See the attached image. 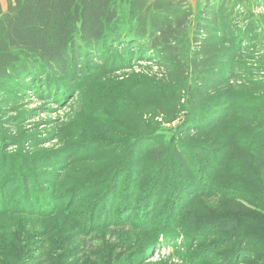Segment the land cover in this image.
<instances>
[{
    "label": "rangeland",
    "instance_id": "374dc122",
    "mask_svg": "<svg viewBox=\"0 0 264 264\" xmlns=\"http://www.w3.org/2000/svg\"><path fill=\"white\" fill-rule=\"evenodd\" d=\"M209 4L217 11L226 8L234 12V18H230L231 31L239 36L250 23L255 26V41L246 44L241 39H233L232 47H237V52L221 63L225 66L233 60L238 65L230 84L240 100L239 113L248 111L251 115L246 120L248 128L238 132L240 128L235 127L234 120L227 129L235 137H244L251 129H257L256 121L264 116V0H186V5L194 11L195 23ZM118 10L126 15L127 5L120 3ZM201 37L207 39L208 34L202 33ZM216 38L215 35L212 40ZM198 43L192 29L182 63L169 65L154 58L128 62L122 69L115 65L100 82H95L99 76L87 78L93 72L91 66H84L79 71L84 81L61 95L54 86L51 89L54 95L42 93L38 84L16 98L0 93V177L6 175L0 182V197L11 192L7 186H11L12 179L18 178L21 183L11 198L7 196L6 201H0V208L11 204L16 207L15 211L38 213L41 212V207H37L38 197L45 195L52 202L50 210L58 208L52 211L56 218L51 219L15 211L16 215L0 216V255L3 256L0 264H264V179L254 189L236 162L230 165L228 162L222 169L214 168L221 163L217 162L220 161L217 150L221 146L216 147L209 141L211 131L206 127L212 118L205 117L214 108V113L223 118L224 109L215 105L223 102L217 99L219 95H226L223 82L227 67L217 70L218 79L214 75L207 77V70L196 68L193 59L199 51ZM117 49L120 52L121 47ZM107 57L112 67L118 55ZM93 63L98 62L93 60ZM170 78L179 80L178 86L183 90L182 100L173 104L181 112L179 118L171 123L160 118L150 121V116L143 119L150 125L159 124V132H155L158 138L161 136L167 143L165 137H172L173 142L180 143L179 147H185L183 161L177 165L169 155L164 164H149V171L139 182L135 177L139 170L133 169L138 162L132 159L131 151L123 157L128 151V142L123 141L114 147L121 149L123 162L111 164L109 169L102 165L104 178L114 169L109 182H99V176L90 169L82 171L84 176L79 174L83 177L77 176L80 169L89 166L76 157L72 160L76 165L69 169L60 185L65 191L76 192L80 198L72 197L71 193V198L64 200L43 187L41 180L47 182L46 179L56 174L50 166L64 164L61 157L66 156V147L97 139L98 130L90 124L97 118L98 105L108 96L106 91L113 90L120 95L122 88L134 84L135 94L145 86L147 97L153 102L157 101L152 99V94L159 95L158 100L169 101L174 97L169 88ZM148 81L155 86L152 91L147 89ZM201 83L211 85L210 96L198 92ZM191 86L195 92H188ZM217 87L216 95L212 92ZM254 99L263 100L256 105ZM208 101L215 105L206 104ZM149 103L146 107L141 105L140 111H155L153 107L157 105ZM144 135L150 138L151 133ZM248 141L244 145L249 146ZM213 153L218 157H211ZM32 159H36L34 163L20 170ZM187 163L194 165L192 173H188ZM47 167L51 172L45 174ZM135 181L139 182V188L133 198L137 192L133 186ZM116 182L118 188L114 185ZM83 185L92 190L82 195L79 191ZM156 190H159L156 196L150 197ZM17 194H20L18 201L14 198ZM25 197L33 198L28 202L29 198ZM130 201L137 205L132 206ZM25 202L31 203L30 208L23 205ZM73 204L75 208L71 210L69 205ZM142 206L146 207L142 209ZM64 213L69 218H64ZM225 226L230 229L229 234L225 233ZM225 240L234 241L227 244Z\"/></svg>",
    "mask_w": 264,
    "mask_h": 264
},
{
    "label": "trees",
    "instance_id": "16d2710c",
    "mask_svg": "<svg viewBox=\"0 0 264 264\" xmlns=\"http://www.w3.org/2000/svg\"><path fill=\"white\" fill-rule=\"evenodd\" d=\"M120 3L127 5L126 15L119 13L118 5ZM227 5H229L228 2ZM233 14L234 12L227 11L226 8L217 11L214 6L209 4L195 23L193 21L194 11L186 5V0H0V93L11 97L23 96L29 88L38 84L42 87L40 90L42 93L47 92L52 95L54 91L51 89L54 86V89L56 87L59 91L57 94L61 95L64 90L67 92L68 89H72L73 86L84 81L79 76L80 68L84 66H91L90 71L93 72V75H89L87 78L93 79L99 76L95 82H100L111 73L115 65L122 69L127 66L128 62L131 64L134 61L145 59L152 61L154 58H158L169 65L179 64L183 62V51L193 29L196 40L200 42L198 43L200 44L199 51L195 53L193 59V65L198 69L207 70V77L214 75L216 79L220 77L217 70L220 67H227L223 82L227 89L226 95L217 97L219 100L223 99V102H216V105L210 101L206 102V104H214L216 108L224 109L222 119L214 113L216 110H213L214 108L205 117L211 116L212 118L209 126L206 127L211 131L209 141L216 144V147L221 146L217 150L220 155V161L217 162L221 163L213 166L215 169H222L226 163L229 162L230 165L232 162H236L235 165L243 169L242 175L246 176L256 189L261 186L262 179H264V116L260 121H256L257 129H251L244 137H235L227 129V125L234 120L235 127L240 128L238 132L242 128H248L246 120L250 118L251 114L248 111L239 113L240 100L233 91L234 86L230 84L238 65L233 60L226 63L225 66L221 63L230 60L233 53L237 52V47H232L235 39L238 41L241 39L249 44L256 38L253 35L255 26L251 23L240 36L235 31H231L230 18H234ZM202 33L208 34L207 39H202ZM215 35L217 38L216 41H213L212 38ZM118 47H121L120 52H118ZM116 53L118 57H115L112 67H109L110 59H106L107 55L109 54L111 57ZM149 54L151 55L149 56ZM215 57L218 59L214 64ZM93 60L98 63H93ZM88 82L89 80L86 83ZM150 82L148 81L147 89L152 91L155 86L152 87ZM169 82L172 84L169 88L174 94V97L169 101L164 98L158 100L159 95L152 94V99L157 101L153 102L147 97L145 86H142L144 90L141 88L135 94L134 84L129 88H122L120 95L113 90L106 91L105 95L108 96L98 105L97 118H94L90 124L92 128L96 127L98 130L97 139L90 140V142L87 140L86 143H71L66 147L64 152L67 154L61 157L64 164L53 166H50L51 163L47 164L52 170H55L56 174L53 178L50 176L46 179L47 182L41 180V183L44 184L43 187L46 186V189H49L55 196H62L64 200L71 198V193L72 197L78 198L76 192H71L69 189L65 191L60 185L69 169L76 165L72 161L76 157L82 159L81 163L89 166L86 169H80L77 176H80L79 174L84 176L82 171L88 172L90 169L92 173L99 176V182H109L110 174L114 169L108 172L104 178L103 166H107L109 169L111 164L123 162L121 149H114L123 141L128 142V151L123 157H127L131 151L132 159H136L138 162L134 164L133 169L139 170L135 176L139 182L149 171L147 168L149 164H164L169 159V155L177 165L179 161H183L182 150H185V147H179L180 143L173 142L172 137L171 139L165 137L167 143L161 136L158 138L155 132H159V124L150 125L143 119L145 116H150V121L160 118L171 123L179 118L181 112H177L173 104L176 105V102L182 100L183 90L178 86L179 80L170 78ZM199 85L198 92L210 96L211 85L206 83ZM137 86H141L140 83H137ZM192 90L195 92L192 86L188 88V92L192 93ZM218 92L219 88L217 87L212 93L217 95ZM72 95L70 98L73 97ZM99 100L92 106L96 107ZM262 100L254 99L256 105L261 104ZM148 103L152 106L157 105V107H153L156 110L152 113L141 112L140 106L146 107ZM196 128L199 129V127ZM146 132L148 135L151 133L150 138L148 135L145 137ZM247 140H249V146L244 145ZM143 144L145 146H142ZM74 148H79L76 153H74ZM211 157L218 156L213 153ZM33 160L36 159L26 161L20 170L34 163ZM185 166L189 170L188 173H192L194 165L187 163ZM50 167H47L45 174L51 172ZM4 177H6L5 174L0 177V182ZM137 181L133 183L137 190L133 198H136L138 194L139 182ZM96 184L98 185V182ZM10 185L7 187L11 192L1 195V202L6 201L7 196L11 198L14 195L13 191L20 188L21 183L18 178H14L10 181ZM51 185L52 188H49ZM114 185L118 188L117 182ZM91 190L92 187L83 185L80 187L79 193L85 195ZM158 191H154V194L149 196L155 197V192ZM19 195L14 197L16 201L19 200ZM28 198L29 202L33 197ZM12 199L11 203L13 204ZM28 202L23 205L30 208L31 203ZM130 203H133L132 206L137 205L135 201H130ZM51 206L50 198L45 195L38 197L37 207H41V212L28 214L15 211L16 207H12L10 204L9 207L0 208V216L2 218L16 215L15 211L30 217L56 218L52 211L58 208L50 210ZM69 206L71 210L75 208L74 204ZM144 207L146 206H142V209ZM64 214V218H69L67 213ZM225 233H230L228 227ZM214 236L217 235L214 234ZM232 241L225 240L227 244ZM0 257L3 258L2 255ZM6 264L14 263L7 262Z\"/></svg>",
    "mask_w": 264,
    "mask_h": 264
}]
</instances>
